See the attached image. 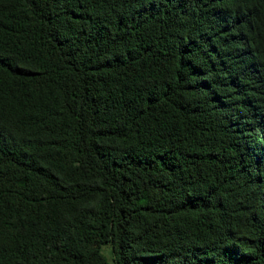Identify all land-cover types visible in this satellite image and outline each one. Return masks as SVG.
Here are the masks:
<instances>
[{"label": "trees", "instance_id": "obj_1", "mask_svg": "<svg viewBox=\"0 0 264 264\" xmlns=\"http://www.w3.org/2000/svg\"><path fill=\"white\" fill-rule=\"evenodd\" d=\"M0 264H264V0H0Z\"/></svg>", "mask_w": 264, "mask_h": 264}]
</instances>
